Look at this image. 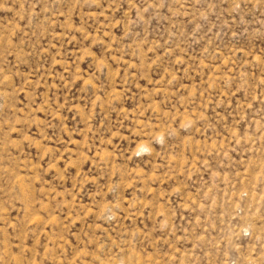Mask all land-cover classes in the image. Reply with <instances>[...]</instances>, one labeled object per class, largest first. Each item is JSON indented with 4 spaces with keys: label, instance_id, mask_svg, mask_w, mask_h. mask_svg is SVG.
I'll use <instances>...</instances> for the list:
<instances>
[{
    "label": "rangeland",
    "instance_id": "1",
    "mask_svg": "<svg viewBox=\"0 0 264 264\" xmlns=\"http://www.w3.org/2000/svg\"><path fill=\"white\" fill-rule=\"evenodd\" d=\"M0 264H264V0H0Z\"/></svg>",
    "mask_w": 264,
    "mask_h": 264
}]
</instances>
